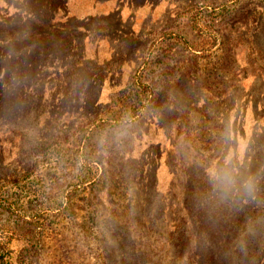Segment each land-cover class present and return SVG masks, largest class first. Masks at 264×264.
Segmentation results:
<instances>
[{
	"label": "rangeland",
	"instance_id": "obj_1",
	"mask_svg": "<svg viewBox=\"0 0 264 264\" xmlns=\"http://www.w3.org/2000/svg\"><path fill=\"white\" fill-rule=\"evenodd\" d=\"M129 1L0 0V264H264V0Z\"/></svg>",
	"mask_w": 264,
	"mask_h": 264
},
{
	"label": "trees",
	"instance_id": "obj_2",
	"mask_svg": "<svg viewBox=\"0 0 264 264\" xmlns=\"http://www.w3.org/2000/svg\"><path fill=\"white\" fill-rule=\"evenodd\" d=\"M26 13H27L28 18L34 17L33 13H31V12H26ZM66 32H68V31H66ZM66 32H64V33H66ZM9 40L10 39H8V38H0V43H2L1 45L5 47V45L9 43ZM73 43H75V41H73ZM71 44H72V41H71ZM1 48H3V47H1ZM37 51H38V53H36L35 50H25V52L16 51L15 54H13V52L1 51V59L0 60L5 62V67L0 68V88L2 86L6 85V82H8V79H12L13 77L17 78L16 75L14 74L16 70L15 71L11 70L12 67H14L15 65L16 66H25L26 68H28V70H27L28 72H23L20 76H18L21 79L22 78L32 79V77L37 75L41 71V69H43V68L39 67V65L36 63L37 62L36 60H34V62H33L34 58L39 57V55L42 54V50L39 49ZM30 54L35 55V56L31 55L33 57L32 62H29V61L24 59V56H27V55L30 56ZM82 59H83V57H82ZM14 62L15 63L17 62V63L15 64ZM81 65L82 64H78L75 66H81ZM15 69H17V67H15ZM29 72H32V73L29 74ZM91 85H93V84L92 83L89 84L88 89L86 90V92H84L85 94H87L91 90L93 91ZM86 104H87L86 100L82 101L83 107H85ZM94 104H95V101H94V103L90 104V107L92 108L93 106H95ZM111 120H112V118L106 117L105 119H102L101 121H102V123H104V125H108L109 127H115L116 128L118 126H123V125H117L118 120H115V122L111 124V122H110ZM123 121L125 122V120H123ZM256 189H259V191L264 190V179H263V181L257 182ZM259 230L260 229L256 228L255 226L249 228V232L252 233L253 235H257ZM259 237L260 238H258V239L256 238L257 240H255V242L257 244L252 246L251 249H253V250H256L257 248L264 249V238H262L261 234ZM248 247H250V243L248 244ZM227 264H230V263L228 262Z\"/></svg>",
	"mask_w": 264,
	"mask_h": 264
},
{
	"label": "crops",
	"instance_id": "obj_3",
	"mask_svg": "<svg viewBox=\"0 0 264 264\" xmlns=\"http://www.w3.org/2000/svg\"><path fill=\"white\" fill-rule=\"evenodd\" d=\"M118 0H95V2H94V4L92 5V12H91V14L93 15V14H99V15H97V16H100V17H102V18H106V19H108L107 17H109L111 14H112V12H114L115 11V13L117 14V16H116V19H117V21L120 23V20H121V18H123L124 17V15H125V13H124V11H129V12H131L132 14H134V11H133V9L134 8H136L137 6V8H143V5H144V3L142 2V3H140V4H137V5H133V4H131L130 3V1L127 3V2H121V3H123V5H122V7L120 8V9H116L117 8V6H116V8H114L113 7V4L114 3H116ZM126 3V4H125ZM99 4H103V5H108L106 8L107 9H105V10H102V11H97L96 10V5H99ZM115 5V4H114ZM97 11V12H96ZM89 13V12H88ZM87 13V14H88ZM86 14V15H87ZM77 15V14H76ZM81 15H85V14H81ZM80 32H82L83 33V36L85 37V38H88L89 36H90V31H88V29H86V28H80V30H79ZM105 38L106 39H109L108 38V36H105V37H100V39H99V41L100 40H103L104 42H106L105 41ZM95 41V40H94ZM94 41H91V42H94ZM98 41V42H99ZM97 41H95V43H96ZM94 58H97V54L95 53V55H94ZM110 84H111V82H110ZM112 86V85H111Z\"/></svg>",
	"mask_w": 264,
	"mask_h": 264
}]
</instances>
